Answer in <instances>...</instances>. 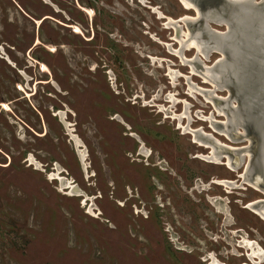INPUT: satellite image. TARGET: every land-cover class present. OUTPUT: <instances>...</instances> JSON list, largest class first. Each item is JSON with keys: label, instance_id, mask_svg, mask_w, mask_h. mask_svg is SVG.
<instances>
[{"label": "rangeland", "instance_id": "1", "mask_svg": "<svg viewBox=\"0 0 264 264\" xmlns=\"http://www.w3.org/2000/svg\"><path fill=\"white\" fill-rule=\"evenodd\" d=\"M187 16L197 10L181 0H0V264H264L248 157L208 162L212 145L184 134L191 120L220 145H249L216 131L226 114L191 94L230 95L175 53L203 68L223 56L181 50ZM226 28L209 22L203 38Z\"/></svg>", "mask_w": 264, "mask_h": 264}, {"label": "water", "instance_id": "2", "mask_svg": "<svg viewBox=\"0 0 264 264\" xmlns=\"http://www.w3.org/2000/svg\"><path fill=\"white\" fill-rule=\"evenodd\" d=\"M187 1L197 10L195 19L185 21L193 34L199 31L203 38L209 22L227 27L223 33L210 29L209 35L217 46L209 45L208 51L223 55L210 69L227 72L229 79L226 77L224 86L217 89H228L230 95L226 100L230 105L232 102L237 104V108L231 107L230 111L237 115L239 123L229 125L228 132L225 124L218 123L216 126L233 141L246 139L249 145L231 149L216 143V147L220 153L230 154L228 159L233 168L239 167L249 154L244 174L253 185L264 191V0L259 3L253 0L249 3L219 0L210 7H204L205 0ZM226 35L229 36L227 40ZM195 65L204 70L198 63ZM214 102L219 105L224 99H214ZM116 118L120 121L119 117ZM238 128L244 133H238ZM249 208L263 209L264 200L249 205Z\"/></svg>", "mask_w": 264, "mask_h": 264}, {"label": "bare ground", "instance_id": "3", "mask_svg": "<svg viewBox=\"0 0 264 264\" xmlns=\"http://www.w3.org/2000/svg\"><path fill=\"white\" fill-rule=\"evenodd\" d=\"M241 2H243V1H247L248 3L250 2L249 0H240ZM181 2H182V4H183V6H185L187 9H189V8H191L192 7V5L189 3V1H187V0H181ZM247 8H248V6H247ZM244 9V8H243ZM197 17V16H196ZM195 17V18H196ZM195 18H188V16L187 17H183L182 19H181V21H188V19L189 20H192V19H195ZM179 20V19H178ZM177 21V20H176ZM175 21V23L173 22V20H171V21H169V23H167V26H173V27H176V24H177V22ZM183 22V23H184ZM166 26V27H167ZM177 28V27H176ZM175 29V28H174ZM178 32V31H177ZM180 36H181V38L179 39V42H180V45H181V50L182 49H186V50H188V49H191V48H195L196 49V51L198 52V54H201L202 56H204L205 58H207L208 57V55H209V53H210V51H208L209 50V45H211V44H213V46H217V44L215 43V40H213V37L212 36H210L209 34H208V36H209V40H207L206 38H202V34H201V32H196V33H192L190 30H188V33H186V32H183V31H181L180 32ZM225 37V40H227V38H229V36H224ZM207 51V55H205V52ZM3 52V51H2ZM176 54H178V55H180V57L182 58V61L184 62V63H186V64H188V65H190V67H191V69H192V72H196L197 70H196V65H195V63L194 62H189V61H187V60H185L183 57L184 56H182V54H181V52L180 51H176L175 52ZM180 53V54H179ZM204 60H207V59H204ZM220 60V59H219ZM218 60V61H219ZM204 66V65H203ZM44 69V68H43ZM201 71V73L200 74H202L207 80H209L214 86L213 87H215L216 89L217 88H219V87H223L224 86V84H225V81H227L226 80V77H228V75H227V72H225V71H215V70H213V69H210V68H204V70H200ZM223 76H225V79L223 78ZM177 75L176 74H174L173 76H172V78H173V82L175 81V79H177ZM203 77V78H204ZM205 79V80H206ZM228 79H229V77H228ZM224 80V81H223ZM208 81V82H209ZM209 82V83H210ZM190 91H191V94H193L194 93V91H197V92H199V93H201L203 96H205V98L207 99V100H214L215 99V97H214V91H203V89H199V88H197L195 85H190ZM218 91V90H217ZM171 98V104H172V107H174V105H176V104H178L179 102H177V100L176 99H174L173 97H170ZM227 99V98H226ZM226 99H224V102H222V103H220L219 105H217L216 106V108H217V110H218V112H219V114L220 113H224V114H229V115H226L227 116V120L225 121V129H227L226 130V132H228V126L229 125H237L238 123H239V120H238V118H237V115L236 114H234L233 112H231L230 111V109H231V107H234V108H237V106L235 105V106H231L230 105V103L226 100ZM223 100V99H222ZM184 108H185V112L182 114V115H179V116H176L175 114L173 115V117L175 118V119H177V120H179V127L180 128H182L183 127V124H182V120H183V118H186V117H189L188 116V110L190 109V107H189V105L187 104V103H185V106H184ZM7 110L9 109L8 107L6 108ZM163 108H161V110H162ZM176 116V117H175ZM120 118V117H119ZM121 119V118H120ZM188 119H191V118H188ZM212 119V118H211ZM210 119V120H211ZM123 121V120H122ZM191 121V120H190ZM190 121H188V125H187V127H185V129H184V134H191V135H193V138H194V143H197V144H199L200 146H205V148L206 147H209V144L208 143H206V142H202L201 140H199V138H198V132L197 131H194L193 129H191L189 126H190ZM66 123V122H65ZM224 123V122H223ZM124 124V123H123ZM212 124V127L215 129V123H211ZM66 125V124H65ZM224 129V130H225ZM203 132V131H202ZM223 133V132H222ZM202 134V133H201ZM224 134H226L225 132H224ZM133 136H134V134H132ZM207 135V134H206ZM227 135V134H226ZM203 136V135H202ZM201 136V137H202ZM225 136V135H224ZM73 137V136H72ZM210 137V136H209ZM212 137V136H211ZM227 137V136H226ZM229 137V136H228ZM73 139H74V141H75V144H76V147L77 148H80L79 147V145L81 144V142L76 138V137H73ZM217 143H219L220 144V142L219 141H217ZM142 146V145H141ZM203 146V147H204ZM212 148H211V150H212V152H210V155H208V156H206V160L208 161V162H211V163H220L221 162V157H220V155L218 156V153L216 152V149H215V147H213V146H211ZM202 148V147H201ZM208 150V149H207ZM210 150V151H211ZM149 151V150H148ZM78 152H79V156H80V158H81V160H82V162L85 160V154H86V151L84 150V151H81V150H78ZM141 153L142 154H144V155H148V153L149 152H145L144 150H141ZM223 155H224V153H223ZM200 156H201V154H200ZM203 157V156H202ZM228 157V156H227ZM247 157H249L250 158V155L249 154H247ZM245 158V157H244ZM200 159V158H199ZM204 159V158H203ZM226 159V158H225ZM34 160V159H33ZM205 160V161H206ZM223 160V159H222ZM37 163V162H36ZM230 163H231V160L230 159H228L227 160V165L230 167V168H232L233 169V167L230 165ZM226 164H224V165H226ZM35 165V164H34ZM38 165V164H37ZM217 165V164H216ZM60 170V169H59ZM57 175H58V173H57ZM58 177V176H57ZM59 178V177H58ZM62 178V177H61ZM65 179H67V178H65ZM243 179L247 182V183H250L251 185H253V183L252 182H250L249 180H248V178L246 177V175L245 174H243ZM69 181V180H68ZM67 181V182H68ZM67 182H62V185H66L67 184V186L69 185V183H67ZM70 182V181H69ZM222 183V185H224V186H226L227 188L230 186H232V187H234L235 186V183H229V182H225V181H221ZM212 183V182H211ZM213 183H215V180H214V182ZM216 184V183H215ZM219 185V184H218ZM66 186V187H67ZM253 186H255V187H257L256 185H253ZM65 187V188H66ZM63 188V187H62ZM72 189L71 190V194H73L72 192L73 191H77L78 190V188H76L75 189V187H72V185L69 187V189ZM206 190V189H205ZM70 194V193H69ZM212 199V198H211ZM213 200H214V198H213ZM212 201V200H211ZM213 202V201H212ZM255 203V202H254ZM253 203V204H254ZM253 204H251V205H253ZM212 205H214V204H212ZM218 205V204H217ZM218 207V206H217ZM255 211H257L263 218H264V208L263 209H256ZM219 212H221V209H220V211ZM227 214V213H226ZM252 247V246H251ZM260 253L261 252H255L254 254L255 255H259V257L262 259V257H261V255H260Z\"/></svg>", "mask_w": 264, "mask_h": 264}, {"label": "flooded vegetation", "instance_id": "4", "mask_svg": "<svg viewBox=\"0 0 264 264\" xmlns=\"http://www.w3.org/2000/svg\"><path fill=\"white\" fill-rule=\"evenodd\" d=\"M39 40V39H38ZM40 41V40H39ZM1 51H3V50H0V52ZM7 58H9V57H7ZM4 59V58H3ZM42 71V70H41ZM58 116H60V114L58 115ZM114 120H117V118L115 117L114 118ZM117 122H118V120H117ZM119 122H121V121H119ZM123 123V122H122ZM215 126H216V124H215ZM217 128V130L216 131H219L218 129V126H216ZM194 131H197L198 132V138H199V140H201L202 142H206V143H208L209 145H212L213 147H215V149H216V152L218 153V156L220 155L221 156V154H220V152H219V149L216 147V143L217 142H215L216 140H214L213 138H211V137H209V135H204L201 131H198V130H194ZM202 133V134H201ZM132 134H134V136L132 135ZM203 135V136H202ZM130 136L137 142V144H138V146H137V148L135 149V153H136V155H137V157L140 159V158H146V159H149L150 157H151V155H152V153H153V151L151 150V149H149L147 146H146V144L143 142V140H142V138H141V136H139L138 134H135V133H131L130 134ZM193 136V135H192ZM202 136V137H201ZM219 144V143H218ZM142 145V146H141ZM141 150H144L145 152H149L148 153V155L146 156V155H144V154H142L141 153ZM149 150V151H148ZM80 157V156H79ZM135 162H138V159H135L134 160ZM215 183H216V181H215ZM230 183V182H229Z\"/></svg>", "mask_w": 264, "mask_h": 264}]
</instances>
